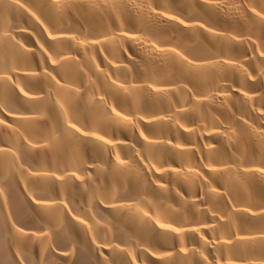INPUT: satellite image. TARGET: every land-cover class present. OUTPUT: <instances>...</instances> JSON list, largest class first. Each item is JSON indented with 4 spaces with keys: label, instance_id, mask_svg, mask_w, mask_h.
Returning a JSON list of instances; mask_svg holds the SVG:
<instances>
[{
    "label": "bare ground",
    "instance_id": "1",
    "mask_svg": "<svg viewBox=\"0 0 264 264\" xmlns=\"http://www.w3.org/2000/svg\"><path fill=\"white\" fill-rule=\"evenodd\" d=\"M0 264H264V0H0Z\"/></svg>",
    "mask_w": 264,
    "mask_h": 264
}]
</instances>
